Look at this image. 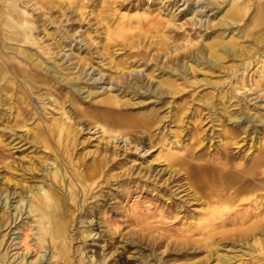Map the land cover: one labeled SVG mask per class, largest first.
I'll list each match as a JSON object with an SVG mask.
<instances>
[{"label": "rangeland", "instance_id": "rangeland-1", "mask_svg": "<svg viewBox=\"0 0 264 264\" xmlns=\"http://www.w3.org/2000/svg\"><path fill=\"white\" fill-rule=\"evenodd\" d=\"M37 1L46 0H0V190L8 188L9 192L4 193L7 195L16 189L20 191L38 183L46 175L45 164L56 157L65 162H69L72 157L74 162L83 166L85 172H90V167L97 164L101 174L96 183L91 186L86 197L80 192V212L73 226H69V230H72V242L67 241V244H71L66 250V256L61 252L55 253L60 264H85L87 260H83L78 253V249L84 246L99 249L104 247V253L110 256L117 249L119 252L123 251L126 244L128 247L122 255H114V264H264V175L252 177L247 174L255 159L264 155V123L257 121L254 125L248 124L247 117L240 111L236 100H232L231 105L237 106L230 109V112L233 110V115L229 119L221 100L226 90L233 91L242 103L246 101L251 108L260 106L264 111V99H257L248 89H236L234 86L237 78L246 74L245 65L257 59L262 64L264 56L257 55L253 60H246L235 74H226L220 66L208 65L207 56L200 61L186 60L179 74L168 73L166 76L168 88L174 90L172 93L164 92L153 97L141 93L140 97L135 98L134 102L139 104L129 108L128 115L135 118L136 122L122 130L141 143V149L138 152L126 151L129 143L125 139H118L115 142L120 145L118 152L121 157L113 160L112 153L115 149L106 145L110 139L93 129L96 126L95 120L85 115L91 109L90 106L83 104L77 110L66 103L67 110L71 109L70 115L74 117L67 124L77 122L80 127L73 124L71 138L65 137L58 142L52 134L53 124L64 122L49 97L50 89L44 83L32 87L26 83L28 78L23 77L24 73L33 75L35 72L28 70V65L19 62L22 58L18 52L32 46L26 43L27 38L17 27L16 21L26 16L35 18L37 22L49 25V32H52L55 25L49 24V18L53 17L54 21L60 16L58 9L49 14L38 10ZM54 1L57 4L65 2L69 7L76 6L80 9L79 4L76 5L73 0ZM77 1H82L83 6L87 5L88 8L85 7L88 12L98 4V0ZM199 1L103 0L107 5V14L115 20L111 23L113 28L137 19L155 18L156 21L150 23L153 27L158 20L167 23L170 16L175 15L177 25H185L174 31L180 35L175 43L181 46H187L192 41L202 45L212 42L239 50L257 46L259 42L264 47V0ZM208 2L214 3L213 6L201 7H206ZM103 8L104 3L98 10ZM71 14V11L67 13V19L58 18V21L61 19L58 23L70 30L79 28L78 15L68 22ZM223 19L235 24L219 26L213 30V25ZM90 20H93V15L88 17L85 29L89 28L87 24ZM197 21L198 24L195 25ZM91 24L95 22L92 21ZM137 26L134 22L133 27ZM78 40L81 41L80 38ZM75 44L76 42L72 44L73 47ZM86 48L84 43L83 49ZM183 51L181 49V53ZM183 56L182 54L178 58L183 60ZM228 56L222 62L224 67L240 64V60H233ZM14 57L19 61H12ZM150 59L152 60V56ZM167 59L161 55L156 63L146 60L145 69L139 67L144 61L139 62V68L132 73L130 80H134L137 75L147 78V73L156 64L162 66ZM254 71L256 68L249 73L253 74ZM89 73L92 76L98 75L94 69H90ZM94 79L95 77L90 82L93 83ZM226 81L233 83L228 84V87L224 86L225 90L217 84ZM232 86L234 90L230 89ZM99 87L106 89L107 85L100 84ZM146 88L153 90L154 87L148 85ZM80 95L86 96L83 93ZM142 120L152 121V124L146 126ZM162 120L164 123H161ZM23 125L28 127L22 128ZM131 147L133 145L128 146ZM106 148L108 153L105 152ZM148 148L151 150L146 153ZM195 153L205 160L193 161ZM124 154L134 156L136 163H118L119 159L124 158ZM171 157H174L177 164L173 168H167L164 160ZM209 157L213 160L206 161ZM130 160V157L127 158V162ZM150 160L152 164L146 168V162ZM218 162L228 163V167ZM187 165L225 170L239 180L246 177L242 182L244 189L239 191L234 187L226 190L228 196H233V201L229 197L225 201L212 202L214 191L202 188L191 178ZM239 167L244 168V172H238L236 168ZM261 170L264 171V167ZM69 175L73 177L71 172ZM74 182L82 190L79 181ZM94 206L97 207L94 229L105 236L101 243L95 242L99 240L98 236L84 243L81 231L85 228L79 222L85 212H93L91 207ZM6 210L5 205L0 206V217H3ZM9 214L11 223L18 219L17 213L12 212V209ZM32 221L28 214L23 215L9 230H0L2 252L9 248L10 258L13 256L19 259L22 252H28L30 259L36 258L38 240L33 229L37 225ZM209 232L210 236L207 235ZM15 233L21 236V240H14ZM65 233L56 243L65 241L67 232ZM6 234L9 235L5 237ZM107 244L111 246L109 250ZM57 247L60 248V245ZM51 255L54 253H50L48 249L47 264L50 263Z\"/></svg>", "mask_w": 264, "mask_h": 264}, {"label": "bare ground", "instance_id": "bare-ground-1", "mask_svg": "<svg viewBox=\"0 0 264 264\" xmlns=\"http://www.w3.org/2000/svg\"><path fill=\"white\" fill-rule=\"evenodd\" d=\"M87 1L90 2L89 0ZM161 1L163 2L164 0ZM72 2L76 3V5L79 4L80 9L76 6L69 7V4L65 2L57 4L54 0H46L45 2L37 1L36 5L38 6V10H43L44 13L47 14L53 12L54 9H58L60 14L58 18L61 19H67V13L71 11L72 14L68 22L72 21V19L78 15L79 19L77 20L79 21V28L70 30L69 27L58 23L61 22V19L58 21V18H55L53 21L54 18L50 17L49 24H54L55 27L52 32H49V25L46 26V23L37 22L35 18H29L27 16L19 18L16 21V25L24 32V35L27 38L26 43L31 45L32 48H25L18 52L19 57L22 58L21 61L16 57H14V59L12 58V61L18 60L26 66L28 65V70L35 72L33 75L24 73L23 77L28 78L26 81L27 84H30L33 87L38 83H44L50 89L49 97L53 100L54 107L60 112L62 121L64 122L53 124L52 134L53 137L58 139V142L62 141V138L65 137L66 139L71 138L73 134L71 127L73 128L74 125H76L77 128L80 127V124L77 122L73 123L74 125L67 124L68 121L72 122L74 117L72 114L70 115L72 112L71 109L67 110L66 103H69L70 107L77 110H79L83 104H87L91 109L85 113V115L90 116L95 120L96 126L93 129L102 133V135H107L108 139H110L106 145L107 147L108 145H111L115 149L112 153L113 160H117L121 157L118 152L120 145H117L118 142H115L118 141V139H125V141L129 143L126 145V151L134 150L138 152L141 149V143L132 139L129 136L130 133H123L122 130L123 127L136 122L135 118L128 115L129 108H133L139 104L134 102L135 98L141 95V93L152 97L164 92L172 93L174 90L168 88L169 81L166 76L168 73L172 74L176 72L179 74L182 66L186 63V60L187 62H194L196 60L200 61L205 60L207 56L208 63H206L208 65L220 66L226 74H235L244 66L246 60H253L257 55L264 56V47L262 48L260 42L257 46H249L246 50L231 49L225 46H219L212 42H205V44L202 45L190 41V44L187 46L176 44V40L180 39L177 37L180 35L174 32L175 28L182 29L185 25H177L175 15H171L167 23L158 20L153 27H151L150 23L156 21L155 18L137 19L113 28L111 23L115 22V20L113 16L111 17L107 14V5L103 0H98V4H96L94 9L90 12L86 10V7L88 8L87 5H85V7L83 6V3L81 4L82 1L73 0ZM102 3H104L105 8L99 11L98 9ZM63 4H65V6H63ZM213 4L214 3L208 2L206 7L205 5L204 7L203 5L201 7L208 8L213 6ZM170 14L171 13H169V15ZM90 15H93L92 21H94L95 24L92 25V21L90 20L87 24L89 28L85 29V24ZM134 22L138 24L137 27H133ZM197 24L198 21L195 25ZM230 24L235 23H230L227 19H223L213 25V30L219 26H228ZM77 33H79L78 37ZM79 38L81 41L78 40ZM98 40L102 41L99 42ZM74 42H76V44L73 47L72 44ZM84 43H86V49H83ZM181 49L184 50L183 53H181ZM182 54L184 55L183 60L178 58V56ZM161 55L168 59L162 66L156 64L154 69L147 73L146 76L149 81H147V78L144 76L139 75H135V81L130 80L132 73L139 67L145 69L147 65L146 60L154 61L156 63ZM228 55H230L233 60H240V64L238 66L233 65V67H224L222 62L224 59L229 58ZM151 56L152 60L150 59ZM141 61L144 62L140 66L138 65V67L137 64ZM245 66L246 74L243 73L237 78L238 81L237 84L234 85L235 88L242 90L248 89L247 91L252 92L257 96V99H264V62L260 64L259 59H257L256 61H251V63ZM251 66L256 68V71H254L253 74L249 73L254 69H250ZM14 68H16V66H14ZM90 69H94L95 72H98V75H90ZM157 72L158 74L156 75ZM94 77V82L91 83L90 81L93 80ZM105 77L106 80H104ZM124 78L125 80H123ZM102 80H104L103 83H101ZM150 80L152 82H150ZM154 82L155 85H153ZM230 83L226 81L217 84L221 89H224V86L228 87V84ZM100 84L107 85V88L103 89V87H99ZM148 85L153 86V90H147L148 87L146 88V86ZM237 85L240 87H237ZM115 87L117 89H115ZM145 88L146 90H144ZM230 89L234 90L233 86ZM58 90L64 94L58 92ZM221 92L222 91H220V93ZM81 93L86 96L82 97L80 95ZM230 95L231 98L229 99L228 97ZM128 96L131 97L126 100L125 98ZM88 99L89 101H87ZM221 100L223 101L222 103H224L223 105H225V114L229 119L231 118L230 116L233 115V110L230 112V109L234 106L231 105L232 100H236L240 111L247 117L248 124L254 125L257 121L264 123V111L261 107L255 106V104V107L251 108L246 101L242 103L240 98L234 94L233 91L229 92L226 90L225 95L221 97ZM14 111H16V109ZM244 111L247 112L245 113ZM142 121H144L143 123L146 126L152 124V121ZM161 123H164V120H162ZM27 127V125L22 126V128ZM4 137H6V135ZM46 145L51 146L47 143ZM129 145H133V147L128 148ZM150 150L151 148H148L146 153H149ZM108 151L109 150L106 148L105 152L108 153ZM123 156L124 158L119 159L118 163L122 165L136 163V160L133 159L134 156L127 154H124ZM129 157L131 160L127 162V158ZM71 158L72 157H70L69 162L68 160L67 162L62 161L57 157L55 159H50L49 164H45V177L38 183L29 185L27 188L20 191H17L16 189L15 192L7 195H4V193L9 192L8 188L0 190V192H2L0 195V206L5 205V207H7L3 217H0V230H2V228H7L6 230H9L11 225L16 223L19 218L28 214L33 220L32 222L37 225L33 230L36 231L34 235H36L38 240L36 258L30 259V257L28 258V252H22V254H19L18 256L20 261H18L19 259H17V257H9V248L2 252V245H0V264H43L45 261L44 264H47L48 249H50V253H54L49 259V264H60V260L57 259L58 256L55 255L56 252H61L66 256V250L71 244H67V241L69 240V242H72V230H69V226H73L80 212V208L78 207L80 192L86 197L91 190V186L96 183V179L101 174V170L97 168V164L95 165L94 163L90 167V172H85L83 166L79 165L78 162H74ZM173 159L174 157L164 160V162L167 163V168H173L174 164H177L175 159L174 161ZM106 160L109 159L106 157ZM192 160L202 161L205 159H201V156H198L195 153ZM211 160H213L212 157L206 159V161ZM109 161L108 164L110 163ZM151 162V160L146 162V168L151 166ZM218 163L222 166L228 167V163ZM262 167H264V155L256 158L250 170L246 172L252 177L259 175L263 176L264 171L261 170ZM236 170L238 172H244V168L242 169L241 167L236 168ZM70 172L73 177L69 175ZM187 172L202 188H209L214 191L211 200L212 202L225 201L229 199V197L231 201H233V196H228L226 190L237 187L240 189L239 191H241L244 189L242 188V182L244 179L246 180V177H243L244 179H241L242 181L236 179L225 170L205 169L193 165H187ZM74 180L79 181L82 190L77 188ZM69 181L70 183H68ZM90 182H92L91 185L89 184ZM66 192L68 196H66ZM12 196L13 198H11ZM10 209L18 215V219H15L13 223H11L12 219L9 214ZM96 209V206L91 207L93 212L97 211ZM93 212L87 211L85 214L81 215V222H79V224L85 228L81 231V238L84 240V243L89 239H96L97 236L99 240L95 242L101 243V240L105 236H102L101 232L98 233L95 231L93 223L96 219V212L94 213V216ZM139 219L142 220L141 218ZM123 223H125V221ZM65 232H67V238L65 241L56 243L57 239L62 238L64 234H66ZM7 235L9 234H6L5 237ZM15 235L16 238L14 240H21L19 234L15 233ZM131 235L134 234L131 233ZM207 235L210 236V232L207 233ZM57 245H60V248H58ZM106 247L107 250L111 248L109 244H107ZM127 247L126 244L123 251H125L124 249ZM123 251L119 252V249H117L112 255L108 256L104 253V247L99 249L84 246L83 248L78 249V253L83 257V260H87L85 264H114V255L118 253L119 255H122ZM55 259L56 261H53Z\"/></svg>", "mask_w": 264, "mask_h": 264}]
</instances>
